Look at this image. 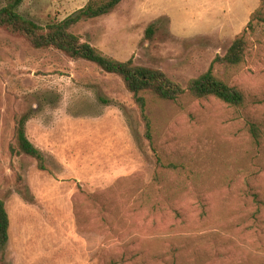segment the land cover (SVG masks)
Listing matches in <instances>:
<instances>
[{"label": "rangeland", "instance_id": "374dc122", "mask_svg": "<svg viewBox=\"0 0 264 264\" xmlns=\"http://www.w3.org/2000/svg\"><path fill=\"white\" fill-rule=\"evenodd\" d=\"M89 1L24 0L18 11L45 27ZM197 8L188 0H124L72 32L186 87L239 34L195 36ZM255 28L245 63L216 67L242 91L243 105L188 94L153 99V145L118 76L0 31V199L10 218L3 264H264V24ZM23 115L48 171L13 152ZM159 158L177 169L162 172Z\"/></svg>", "mask_w": 264, "mask_h": 264}, {"label": "trees", "instance_id": "16d2710c", "mask_svg": "<svg viewBox=\"0 0 264 264\" xmlns=\"http://www.w3.org/2000/svg\"><path fill=\"white\" fill-rule=\"evenodd\" d=\"M8 1V4L0 8V31H6L11 35L26 39L34 49H54L72 61H86L96 65L104 73L118 76L123 81L126 90L132 95L140 119L145 126V137L150 145L154 143L153 121L149 114V102L153 99L172 102L188 94L198 100L216 99L233 107H240L244 103L242 91L219 77L216 74V67L225 66L234 70L245 63L249 49V35L255 32L256 25L264 24V7L261 6L263 0H261L260 7L251 15L245 29L234 38L225 55L216 56L210 68L201 76L190 80L186 87L173 81L161 70L136 65L132 59L120 61L106 56L90 43L84 42L81 36L72 32V28L82 21L112 13L124 0H90L87 6L75 15L45 27L19 13L18 7L24 0ZM154 35L155 26L151 25L146 31V38L151 40ZM28 119L26 115H23L17 122L15 129L16 146L12 148L13 152L34 159L40 171H48L46 155L27 137L26 122ZM254 129L256 130V127ZM158 166L162 172L177 169L173 163L167 164L160 158L158 159ZM163 178L157 173L155 180L161 184ZM172 213L182 225L187 222L178 209H173ZM254 229L259 234L263 231L262 226L257 224ZM9 230V214L5 202L0 199V264H3L5 260L9 243Z\"/></svg>", "mask_w": 264, "mask_h": 264}, {"label": "crops", "instance_id": "0c3cea01", "mask_svg": "<svg viewBox=\"0 0 264 264\" xmlns=\"http://www.w3.org/2000/svg\"><path fill=\"white\" fill-rule=\"evenodd\" d=\"M198 6L199 27L195 36H217L219 33L240 34L251 15L260 7L261 0H188Z\"/></svg>", "mask_w": 264, "mask_h": 264}]
</instances>
